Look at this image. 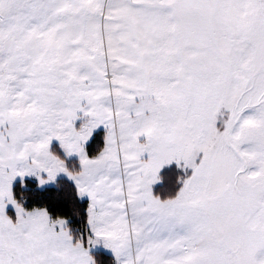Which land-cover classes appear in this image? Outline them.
<instances>
[{
	"label": "snow or ice",
	"instance_id": "6c2138e0",
	"mask_svg": "<svg viewBox=\"0 0 264 264\" xmlns=\"http://www.w3.org/2000/svg\"><path fill=\"white\" fill-rule=\"evenodd\" d=\"M0 264H264V0H0Z\"/></svg>",
	"mask_w": 264,
	"mask_h": 264
}]
</instances>
